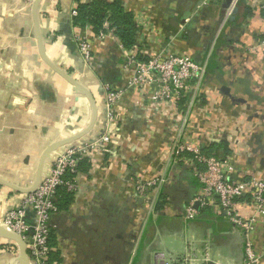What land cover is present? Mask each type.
<instances>
[{
  "label": "crops",
  "instance_id": "obj_1",
  "mask_svg": "<svg viewBox=\"0 0 264 264\" xmlns=\"http://www.w3.org/2000/svg\"><path fill=\"white\" fill-rule=\"evenodd\" d=\"M79 1L93 0H41L38 30L36 0H0V179L16 187L0 183V222L28 196L22 191L34 186L45 153L83 134L94 119L88 96L43 58L40 33L47 59L87 89L98 110L89 134L49 157L110 138L105 150L91 151L90 167L74 179L72 202L51 219L55 264H245L244 234L218 201L195 202L198 215L185 218L201 193L195 177L201 167L190 162L192 154H184L189 162L176 156L186 144L208 148L211 158L228 161L229 179L264 182L262 1L246 0L238 21L229 23L230 0H121L139 28L131 50L108 28L100 35L75 28ZM83 37L93 45L90 65L79 52ZM161 53L212 67L184 103L153 101L155 85H127L135 74L123 68L129 57ZM106 85L122 91L112 122ZM50 170L47 161L43 178ZM139 181L157 183L144 199L136 192ZM241 214L257 217L251 239L264 264V215L248 204ZM0 264H20L18 248L2 238Z\"/></svg>",
  "mask_w": 264,
  "mask_h": 264
},
{
  "label": "built area",
  "instance_id": "obj_2",
  "mask_svg": "<svg viewBox=\"0 0 264 264\" xmlns=\"http://www.w3.org/2000/svg\"><path fill=\"white\" fill-rule=\"evenodd\" d=\"M240 1L231 0L226 11V18H230L234 14ZM260 1H262L260 11L264 15V0ZM72 15L73 18L77 16V9L73 11ZM79 52L86 63L90 65L93 62V45L90 39L83 37L79 40ZM123 68L125 71L133 70L135 72L127 81L128 87L155 85L158 88L153 96L155 102L164 98L171 99L174 103L180 101L186 92L194 86H199L207 74L205 65L195 63L190 57L171 53H161L148 60L129 57ZM191 81H196V85L190 83ZM106 91L107 117L112 122L115 119V106L122 91L114 89L110 85H106ZM109 140V136L105 135L94 144L73 146L62 155L55 157L51 162L49 175L42 179L36 192L28 195L21 206L11 209L5 214L2 225L9 232L19 235L24 240L31 264H55V262H51L54 249L50 243V237L54 231L51 219L54 215L59 214L56 205L57 190L59 187L65 186L69 192L75 194V181L66 180L67 173H75L79 159L88 157L92 150L96 148L105 150V144ZM185 153L192 154L193 158L189 159L190 162L201 167L195 173L201 186V193L198 199L192 201L186 209L185 218L194 219L198 215L194 208L195 202H200L203 206L208 207L211 201H218L231 224L240 228L244 234L245 264H258L260 258L254 251L251 239L257 217L242 216L241 208L248 204L254 207L257 213L264 215V182L256 179L231 180L228 177L231 168L227 160L208 158L203 155L201 149L188 144L179 147L177 160L189 162L184 157ZM155 185H157L156 181L137 182V195L144 199ZM28 211L33 214L32 220L28 219ZM158 258L161 257L158 256Z\"/></svg>",
  "mask_w": 264,
  "mask_h": 264
},
{
  "label": "trees",
  "instance_id": "obj_3",
  "mask_svg": "<svg viewBox=\"0 0 264 264\" xmlns=\"http://www.w3.org/2000/svg\"><path fill=\"white\" fill-rule=\"evenodd\" d=\"M246 0H241L238 9L245 3ZM226 6H229V2ZM228 8V7H227ZM238 9L230 19L228 20L232 23L238 21ZM238 13V14H237ZM249 14V13H248ZM237 15V16H236ZM74 27L75 28H86L91 27L95 34H104L108 29L112 30L116 37L120 40L123 47L127 50H131L137 45V37L139 28L135 21V16L133 13L128 12L125 9L124 3L121 0H115L114 2L93 0L90 3L78 2L77 16L74 17ZM212 67L207 68V74L211 71ZM191 81L190 83H194ZM187 97L183 96L181 103L186 101ZM184 109V108H183ZM208 148H203L202 153L206 157L210 158L209 153H207ZM187 156H191L190 153H185ZM216 158V156H215ZM219 159V158H217ZM220 160H224L223 158ZM90 167V161L88 157L79 159L75 173L68 172L66 175V180H74L75 177ZM74 194L69 192L65 186H61L57 190V201L56 205L59 212L66 211L70 203L72 202ZM54 231L50 237V243L53 244ZM54 253L52 254L51 262H54Z\"/></svg>",
  "mask_w": 264,
  "mask_h": 264
},
{
  "label": "water",
  "instance_id": "obj_4",
  "mask_svg": "<svg viewBox=\"0 0 264 264\" xmlns=\"http://www.w3.org/2000/svg\"><path fill=\"white\" fill-rule=\"evenodd\" d=\"M40 2H41V0H36L35 9H34V17H35V21H36V25H37V29L38 30H39V24H38V17H37V9H38V6H39ZM230 2H231V0H230ZM230 2H229V4H230ZM39 47H40L41 54H42L43 58L45 59V61L48 63V65H50V67H52L59 75H61L71 85H73L75 91H77L80 94H84V95L88 96V98L90 99V101H91V103L93 105L94 119H93V122H92L91 126L89 127V129L87 131H85L83 134H81V135H79L77 137L68 139L66 141H62L60 143H57L56 145L52 146L45 153V156L42 159V163H41V166L39 168V171H38L34 186L32 187V189H29L27 191H22V192H25L28 195L35 193L37 188L39 187V185H40V183H41V181L43 179V171H44L45 162H47V161H48V163L52 162L53 159L51 157H49V154L52 151H54V150H56V149H58L60 147L69 146V145L79 141L80 139H82L87 134H89L92 131V129L94 128V126H95V124L97 122V116H98V114H97L98 110H97L95 101H94L93 96L91 95V93L87 89H85L79 82L75 81L74 79H72L71 77L66 75L64 72H62L60 69L55 67L47 59V57L45 55L44 45H43V41L41 39L40 33H39ZM0 183L3 184V185H6L8 187L16 189V187H14L13 185L3 181L2 179H0ZM0 238L6 240L8 242H11L12 244H14L18 248L20 264H31L30 258L28 256L27 246H26V243L24 242V240L19 235L11 233L7 229H5V227L2 225V221L0 222Z\"/></svg>",
  "mask_w": 264,
  "mask_h": 264
}]
</instances>
